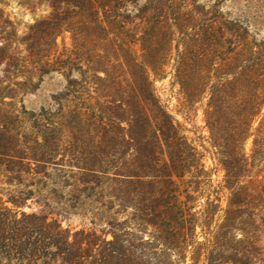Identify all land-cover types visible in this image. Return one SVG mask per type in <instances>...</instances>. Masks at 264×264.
<instances>
[{
  "label": "trees",
  "instance_id": "obj_1",
  "mask_svg": "<svg viewBox=\"0 0 264 264\" xmlns=\"http://www.w3.org/2000/svg\"><path fill=\"white\" fill-rule=\"evenodd\" d=\"M66 1L30 45L40 76L65 81L52 108L28 112L0 85V264H264V42L183 6ZM170 64L217 184L155 91ZM80 181L107 200L99 244L70 224L90 201Z\"/></svg>",
  "mask_w": 264,
  "mask_h": 264
},
{
  "label": "rangeland",
  "instance_id": "obj_2",
  "mask_svg": "<svg viewBox=\"0 0 264 264\" xmlns=\"http://www.w3.org/2000/svg\"><path fill=\"white\" fill-rule=\"evenodd\" d=\"M66 0H0V85H9L12 88L19 87L23 90L20 94L21 104L26 111L38 114L42 109L52 108V97L57 95L65 86L64 79L55 73L41 77L32 66L35 61L34 53H31L30 45L33 40L34 29L40 23L51 19L54 4H65ZM136 4H172L174 7L183 6L187 10H193L199 17L202 12L208 17L214 13L216 22L232 24L244 29L249 40L255 43L264 42V0H136ZM225 37L230 33L225 30ZM58 51L69 48L68 34L56 39ZM14 63L17 68L12 66ZM166 77L154 81L155 91L166 106L169 114L185 130L187 138L192 141L198 151L202 153L203 164L206 171L211 172L214 184L223 178V171L216 164L213 150L208 143V132L205 129L201 109L197 110L195 118L188 122L180 115L179 87L174 84L171 64L165 69ZM74 78H79L77 74ZM29 79V80H28ZM30 81V83H29ZM19 85V86H16ZM25 85V86H23ZM31 87H34L32 89ZM261 181L258 191L264 194V174L259 177ZM94 182V181H93ZM93 188L91 191H89ZM78 192H88L90 201L79 208L76 215L71 218L70 224L75 231H82L83 238L92 244H99L94 234L104 230L105 225H100L98 219L107 205V200L101 196L103 189H99L93 183L83 184L77 182ZM223 205L225 201L223 199ZM25 212H29L25 209ZM123 220L120 219L119 221ZM260 247L264 249V223L260 227ZM111 240L108 235L105 238ZM89 250L86 256H89ZM87 264L91 259L87 257Z\"/></svg>",
  "mask_w": 264,
  "mask_h": 264
}]
</instances>
